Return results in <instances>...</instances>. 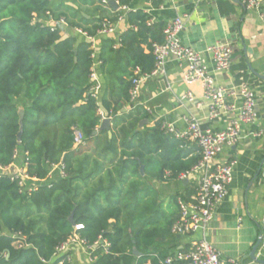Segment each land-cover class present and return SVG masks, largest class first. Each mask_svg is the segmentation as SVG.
<instances>
[{"label":"trees","instance_id":"trees-1","mask_svg":"<svg viewBox=\"0 0 264 264\" xmlns=\"http://www.w3.org/2000/svg\"><path fill=\"white\" fill-rule=\"evenodd\" d=\"M114 1L129 10L100 0H81L84 13L60 11L51 0H0V165L9 166L15 150L26 153L27 173L39 181L27 192L8 176L0 178V264H58L55 249L74 233L88 246L99 237L109 243L107 251L101 245L93 249L92 264H163L180 246L170 231L178 217L176 199H187L195 187L172 196L175 210L167 213L154 184L181 183L179 177L199 161V151L164 132L162 119L138 129L151 116L141 104L129 103L133 70H152V44L163 42L166 26L150 23L151 14L137 4L146 1L158 9L163 1ZM47 13L89 36L104 21L125 18L128 28L118 47L113 39L100 40L101 94L89 93L90 44L77 34L61 36L56 24L51 31ZM98 110L111 117L110 138L106 131L93 135L102 120ZM72 128L82 133L84 146L73 149ZM58 163L65 178L44 181ZM76 225L82 228L75 230ZM13 235L22 247L14 245Z\"/></svg>","mask_w":264,"mask_h":264},{"label":"crops","instance_id":"crops-1","mask_svg":"<svg viewBox=\"0 0 264 264\" xmlns=\"http://www.w3.org/2000/svg\"><path fill=\"white\" fill-rule=\"evenodd\" d=\"M137 7L151 14L154 21L163 22L165 25L175 17L182 18L184 29L179 35L180 40L193 50L204 54L216 86L236 87L243 80L255 90L258 121L254 126L245 127L241 141L235 147L225 148L220 157L233 158L236 164L227 196L215 209L206 239L223 260H236L241 264H264V253L260 251L259 246L254 259L249 256L259 239L261 221L264 218V175L261 174L264 168V24L255 11L245 8L241 0L199 3L196 0H166L158 9L151 8L146 1H139ZM119 17L121 18L114 24V34L106 39L110 38L116 42L128 28L125 18L122 15ZM86 18L88 19V16ZM68 33L70 34V31L64 30L63 36ZM101 39L104 38L97 37L95 40L93 66L100 94L105 86L97 60ZM218 41L229 42L233 48V63L226 73L215 72L212 60L206 53V48ZM184 69V66L169 59L165 66V77L146 81L141 87L137 103L151 109L154 118L163 119L177 128L182 127L181 116L185 114L196 117L204 127L222 128L224 119L212 122L207 119L208 101L203 98L199 84L184 83ZM186 92L192 93L195 101L179 103L177 99ZM154 118L150 117L149 126H152ZM256 131L263 133L260 138L250 135ZM93 146L90 150L94 149ZM20 164L21 161L18 160L16 165ZM50 177L49 181L60 179L58 170H53ZM195 178L192 176L188 182H181L182 187L189 186L187 191L192 190L196 184ZM31 184L33 183L27 182V185ZM154 185L159 192L164 211H174L175 205L170 200H164L162 196V192L167 191L170 183ZM200 237L201 234H196L184 242ZM68 256L70 264L93 263L88 252L82 247H72Z\"/></svg>","mask_w":264,"mask_h":264},{"label":"built area","instance_id":"built-area-1","mask_svg":"<svg viewBox=\"0 0 264 264\" xmlns=\"http://www.w3.org/2000/svg\"><path fill=\"white\" fill-rule=\"evenodd\" d=\"M100 1L103 5L107 4L106 0ZM214 1L196 0L197 3ZM241 1L246 9L255 11L264 24V0ZM117 10L128 11L129 9L118 6ZM47 16L49 19L45 24L51 27V31L55 30L53 24H56L60 27L61 36H63L64 30L70 31V34L80 35L90 44V49L93 51L90 81L94 82V85L90 88L89 93L92 97H96L100 86L97 84L93 72V66L95 65V40L97 37H111L114 34L115 23L104 21L101 24V28L97 30L96 35L89 36L87 32L80 28H69L63 17L54 21L49 13H47ZM120 18L118 17L117 20ZM153 21L154 19L149 22ZM183 29V20L180 17H175L166 24L162 32L163 42L152 44V54L154 56L152 70L149 73H142L138 67L133 70L129 89V103L131 105L137 104L141 87L146 81L164 78L166 75V63L169 59H173L180 66H184L183 81L186 85H200L203 98L208 101L207 119L211 122L224 119L225 124L220 129H212L204 127L196 117L185 114L181 116L182 127L177 128L162 119L161 129L164 132L171 134L178 141L195 145L200 155L197 164L179 177L180 182H188L192 176H195V192L187 199L182 197H177L176 199L178 217L172 224L170 231L172 235L180 238L181 243L179 248L164 260L163 264H241L236 260H223L219 252L207 241L206 232L213 220L216 207L227 196L228 186L232 182L236 164V160L233 158L223 159L220 157L225 148L235 147L241 141L245 127L254 126L258 121L255 90L243 80L236 87L216 86L204 54L181 42L179 35ZM119 43L120 38L115 42L114 48L118 47ZM206 53L212 60L215 72L226 73L231 69L233 63L231 43L218 41L207 47ZM177 101L179 103L194 102L195 98L192 93L186 92L181 94ZM144 108L151 117H155L151 109ZM98 115L101 116V119L109 118L111 120V117L104 114L101 110H98ZM158 119L160 118H154V121ZM262 134L261 131L250 133L254 138H260ZM72 136L73 149L85 145L84 137L78 129L72 128ZM18 160L21 161L19 166L16 165ZM12 161L9 166L0 165V178L8 176L11 181H16L23 191H34L37 187L35 183H39V181L30 177L27 173V154L15 150L12 155ZM49 169L47 178L44 181L49 182L53 170H58L60 179L65 178V167L62 163L51 165ZM27 182H32L33 184L27 185ZM81 228V225L75 226V230ZM196 234H201V237L184 242L185 239ZM13 237L16 239L14 243L16 247L19 248L24 245L18 235H13ZM259 238V249L264 253V218L261 221ZM98 245H101L106 251L109 248V243L102 240L101 237L93 246H88L84 239L74 233L55 249L54 258L60 259L58 264H70L68 253L72 247L78 246L85 249L91 260H93L91 252Z\"/></svg>","mask_w":264,"mask_h":264},{"label":"rangeland","instance_id":"rangeland-1","mask_svg":"<svg viewBox=\"0 0 264 264\" xmlns=\"http://www.w3.org/2000/svg\"><path fill=\"white\" fill-rule=\"evenodd\" d=\"M52 4L59 8L60 11H67L66 8H71L74 11L78 10L80 12H85L86 8L82 7V3L81 0H51ZM68 14L70 15L71 13L68 12ZM159 184V183H158ZM182 184L176 181H172L170 182V185L167 186V191L162 192V196L164 200H170V198L172 196H174L177 193H180L182 190Z\"/></svg>","mask_w":264,"mask_h":264},{"label":"water","instance_id":"water-1","mask_svg":"<svg viewBox=\"0 0 264 264\" xmlns=\"http://www.w3.org/2000/svg\"><path fill=\"white\" fill-rule=\"evenodd\" d=\"M106 1L109 4V6L112 7V9H114V10L118 9V6H117V4H116V2L114 0H106ZM125 111H126V109H123V112H125ZM19 114H20V126H21V118H22V111L21 110L19 111ZM147 123H148L147 120H144V121L140 122L139 125H138V129H141L143 127V125H145ZM101 131H106L108 137L109 138L111 137V135H112V132H111V121H110L109 118H105V119L101 120V123H100L99 127L93 132V135H96L97 133H99ZM20 136H21V131L18 134V140L20 139ZM140 171L142 172V167H140ZM185 182H187V181H183L182 183H185ZM69 221L71 222L72 225H74L72 215H70ZM259 244H260V238L257 240L256 244L251 249V252L249 254L251 259H254V254H255V251L258 248ZM133 254L135 256L139 255V253L135 249L133 250ZM257 262H261V261H257ZM261 263H263V262H261Z\"/></svg>","mask_w":264,"mask_h":264}]
</instances>
